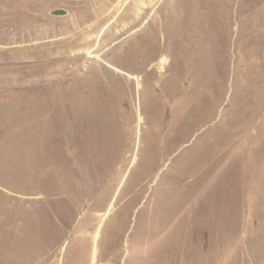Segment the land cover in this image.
<instances>
[{
  "label": "rangeland",
  "instance_id": "374dc122",
  "mask_svg": "<svg viewBox=\"0 0 264 264\" xmlns=\"http://www.w3.org/2000/svg\"><path fill=\"white\" fill-rule=\"evenodd\" d=\"M166 2L0 0V264H264V0H185L196 16L151 62L139 121L122 72H143L121 62ZM227 7L228 46L195 76Z\"/></svg>",
  "mask_w": 264,
  "mask_h": 264
},
{
  "label": "bare ground",
  "instance_id": "6f19581e",
  "mask_svg": "<svg viewBox=\"0 0 264 264\" xmlns=\"http://www.w3.org/2000/svg\"><path fill=\"white\" fill-rule=\"evenodd\" d=\"M167 1L168 2H166V4H164L160 8L159 12H157L158 14L163 13L162 20L160 22H158V21H156L155 18L152 19L150 21L149 28H147L145 30H142L141 32L138 33L137 40H136L137 44L134 47L136 58H137L136 61L134 62L132 58H131L132 60H130L129 59L130 56H131L130 55V56L127 57V59H125L124 62H121V64H123V66H125L126 68H128V69H130V70H132L134 72H137V73L138 72H143V74L140 75V76H131L129 74H125L124 72L116 69L117 71L122 72L125 76H128L129 78L134 80L135 84L138 86V89H139L138 90L139 91V109L137 110V116H138L139 121L143 120V118H142V113L143 112H147L148 113V112H150L151 108L154 107V106L151 107L150 104H148V105L146 104L147 100H149V97H150V100H152L151 99L152 96H149L148 99H147V98H145V96L141 95V93L144 95L145 92H147V90H148L147 83L154 76L155 64L154 63L151 64V62L154 60V58L156 56H159L160 54H165V55H169L170 57H172L173 54L176 53V50H179L178 48H180V45H181V43L183 41V35H184L185 31L187 32L188 30L191 29V26H188L189 23H187V22H186L187 24L185 23V19H186L185 17H187L186 14L188 16L189 15L191 16V14H193V17H194V15H195L194 13L196 12L194 9L191 10V11L190 10L186 11L185 0H167ZM197 1H199L198 3H201L202 5L205 4L203 2V0H197ZM129 8L132 11L133 10H137L138 9V3L137 2H133L132 6H130ZM230 11H231V8L227 7L225 9V12H224L226 14L225 18L227 19V21L226 20L222 21L221 18H220V15L216 14L214 16L212 11L209 12V17L207 19L210 21L209 24H211V29L210 30H208V29L206 30L208 32L207 33L208 35L206 34V31H205V35H207L208 37L204 38V39H199L200 41L197 40V43L199 42V44H198V46H199L198 55H196L195 57H192L190 62H189V63H191L190 67H191V73L193 75H195V76L198 75V72H197V70L194 69V67L196 68V66L201 65L202 61L204 60V58H203V56L201 54V53H203V51L207 50L211 54V52H213L214 50H216L218 48L217 42L219 43L221 40H225V45L224 46H228L229 29L231 28V24H232V23H230L231 22L230 19L232 17H229L227 14ZM234 12H235L234 18L236 19L237 16H238L237 9ZM165 13H166V15L164 16ZM187 20H188V18H187ZM221 26H223V28H224V33H223L222 36L217 33L218 28L221 27ZM197 28L198 27H196V29ZM154 29H155V31H154ZM211 30H213V32L211 33L212 35L210 34ZM157 32H158V35H161V37H162L160 45H159L158 42L156 43ZM198 34H199V32H198ZM195 38H197V37H195ZM196 48H197V46H196ZM131 50H132V48H131ZM193 50H192L191 53H193ZM195 51H196V49H195ZM185 56H187V54ZM174 57H175V54H174ZM177 59H175V61ZM176 63H178V62H176ZM172 64H173L172 61H169L167 57H163L159 61V66L166 65V67H167V65H168V70L170 69ZM177 69H178V67H177ZM177 72H178V70H177ZM178 74H180V73L178 72ZM126 81L127 82L125 83L124 88L122 89V93L123 94L124 93L128 94V96H129L128 98L130 99L131 104H132V101H133L132 84H130L131 83L130 81H128V80H126ZM141 96H142V98H141ZM133 103H134V101H133ZM141 103H145V107L144 108L141 106ZM190 105H191V103H190ZM192 107H193V109L195 111L194 110L186 111L187 108L185 110L186 112L182 111L181 115H182L183 118H185V116L187 114H191V113L194 114V112L196 113V112L199 111L200 103L198 102V99H195L193 101ZM189 109H191V108H189ZM182 117H181V119H182ZM150 118L151 117H149L148 119H150ZM177 121H178V119H177ZM181 125H185V123L181 124ZM173 128H175V127H173ZM183 129H185V128H183ZM183 129L177 131L176 133L172 130L174 135L170 137L168 145L166 147H162V148L160 146H159L160 148L158 146L152 147L151 151L154 153V156H155L156 153L158 154L157 156L154 157L155 159L153 158L154 159V161H153V165L154 166L152 167V170L153 169L155 170L158 160L163 155H165L167 153V151H169V148L171 146H175V143H177V140H179L178 138H180V137H178V136H180L179 134L183 133V131H182ZM149 174H150V172H149ZM140 177H141V179H144V177L142 178L141 175H140ZM146 178H148V177H146ZM196 219H198V218H196ZM195 222H197V221H195ZM96 255L97 254L94 252L93 263L96 260Z\"/></svg>",
  "mask_w": 264,
  "mask_h": 264
},
{
  "label": "water",
  "instance_id": "95a60500",
  "mask_svg": "<svg viewBox=\"0 0 264 264\" xmlns=\"http://www.w3.org/2000/svg\"><path fill=\"white\" fill-rule=\"evenodd\" d=\"M53 15H56V16H63L65 15V11L63 10H55L52 12Z\"/></svg>",
  "mask_w": 264,
  "mask_h": 264
}]
</instances>
